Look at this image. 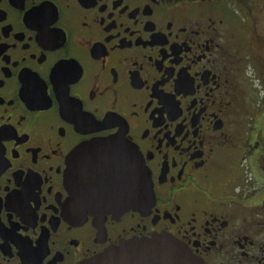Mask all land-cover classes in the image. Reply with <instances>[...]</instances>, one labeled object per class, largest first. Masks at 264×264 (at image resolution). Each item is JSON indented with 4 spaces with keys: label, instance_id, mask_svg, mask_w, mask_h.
<instances>
[{
    "label": "flooded vegetation",
    "instance_id": "obj_1",
    "mask_svg": "<svg viewBox=\"0 0 264 264\" xmlns=\"http://www.w3.org/2000/svg\"><path fill=\"white\" fill-rule=\"evenodd\" d=\"M109 137L154 203L69 209V158ZM263 181L264 0H0V264L160 234L203 264H264Z\"/></svg>",
    "mask_w": 264,
    "mask_h": 264
},
{
    "label": "water",
    "instance_id": "obj_2",
    "mask_svg": "<svg viewBox=\"0 0 264 264\" xmlns=\"http://www.w3.org/2000/svg\"><path fill=\"white\" fill-rule=\"evenodd\" d=\"M70 197L100 216L143 211L154 203L149 172L132 146L120 137L86 142L69 158L65 179ZM76 189L85 195L74 196ZM74 190V194L72 191ZM78 264H203L173 237L160 234L112 245Z\"/></svg>",
    "mask_w": 264,
    "mask_h": 264
},
{
    "label": "rangeland",
    "instance_id": "obj_3",
    "mask_svg": "<svg viewBox=\"0 0 264 264\" xmlns=\"http://www.w3.org/2000/svg\"><path fill=\"white\" fill-rule=\"evenodd\" d=\"M250 163V160H246V162H244V164H241L240 163V160L237 162V167L241 168V169H244V170H247V167ZM264 183V181H263Z\"/></svg>",
    "mask_w": 264,
    "mask_h": 264
}]
</instances>
